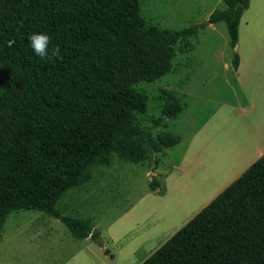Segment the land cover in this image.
Returning <instances> with one entry per match:
<instances>
[{
    "label": "trees",
    "instance_id": "trees-1",
    "mask_svg": "<svg viewBox=\"0 0 264 264\" xmlns=\"http://www.w3.org/2000/svg\"><path fill=\"white\" fill-rule=\"evenodd\" d=\"M251 0H223L210 24L225 23L230 46ZM198 26L181 31L148 25L140 0H0V241L7 217L39 211L60 220L79 240L97 241L90 218L64 215V194L92 179L93 168L115 155L142 164L181 140L170 132L154 138L137 121L148 97L135 89L173 71L176 46ZM31 33L50 37L62 58L35 55ZM232 65L238 70L240 57ZM184 111L166 96L154 127ZM156 180L153 192L164 194ZM143 264H264V155L176 232Z\"/></svg>",
    "mask_w": 264,
    "mask_h": 264
},
{
    "label": "rangeland",
    "instance_id": "rangeland-1",
    "mask_svg": "<svg viewBox=\"0 0 264 264\" xmlns=\"http://www.w3.org/2000/svg\"><path fill=\"white\" fill-rule=\"evenodd\" d=\"M140 3L148 25L174 31L199 27L189 39L193 51L182 53L184 44H177L170 74L135 86L148 97L138 123L154 138L170 132L181 142L142 164L115 155L109 166L93 168L89 182L64 194L57 208L90 218L100 232L97 241L74 238L43 212L11 213L2 231L0 264H143L264 152V0L250 1L235 49L225 23L207 24L214 11L225 9L223 0ZM5 87L0 67V92ZM168 94L184 111L167 120L168 128H156L153 121L162 116ZM152 180L164 194L150 189Z\"/></svg>",
    "mask_w": 264,
    "mask_h": 264
},
{
    "label": "clouds",
    "instance_id": "clouds-1",
    "mask_svg": "<svg viewBox=\"0 0 264 264\" xmlns=\"http://www.w3.org/2000/svg\"><path fill=\"white\" fill-rule=\"evenodd\" d=\"M29 43L38 57L42 59L62 58L59 46H55L49 50L50 37L44 33H31Z\"/></svg>",
    "mask_w": 264,
    "mask_h": 264
},
{
    "label": "crops",
    "instance_id": "crops-1",
    "mask_svg": "<svg viewBox=\"0 0 264 264\" xmlns=\"http://www.w3.org/2000/svg\"><path fill=\"white\" fill-rule=\"evenodd\" d=\"M264 155V152L263 151H260L259 153H258V157H257V159H259L260 157H262ZM255 162V161H254ZM177 170H179V167L177 166V167H175ZM170 176L171 175H169L168 177H167V179H170Z\"/></svg>",
    "mask_w": 264,
    "mask_h": 264
},
{
    "label": "water",
    "instance_id": "water-1",
    "mask_svg": "<svg viewBox=\"0 0 264 264\" xmlns=\"http://www.w3.org/2000/svg\"><path fill=\"white\" fill-rule=\"evenodd\" d=\"M208 25H210L209 21L207 22Z\"/></svg>",
    "mask_w": 264,
    "mask_h": 264
}]
</instances>
